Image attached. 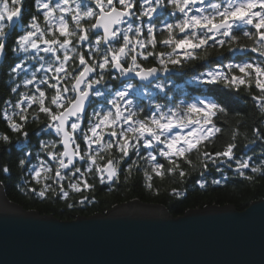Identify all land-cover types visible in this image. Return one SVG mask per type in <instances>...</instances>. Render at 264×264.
Segmentation results:
<instances>
[{"label":"snow or ice","instance_id":"6c2138e0","mask_svg":"<svg viewBox=\"0 0 264 264\" xmlns=\"http://www.w3.org/2000/svg\"><path fill=\"white\" fill-rule=\"evenodd\" d=\"M34 7L28 18L25 0H0V56L19 61L3 67L13 81L31 73L10 88L15 103L4 100L0 109V147L16 137L22 158L15 163L39 185L28 192L68 200L69 190H94L89 175L114 183L121 171L126 181L142 172L149 190L154 178L183 183L196 168L202 177L224 166L246 180L264 176V0H34ZM21 83L32 89L19 91ZM242 90L260 113L251 138L241 144L236 126L217 146ZM30 117L57 137L40 141L47 160L34 167L25 151L34 139ZM11 166L3 161L0 173Z\"/></svg>","mask_w":264,"mask_h":264},{"label":"water","instance_id":"95a60500","mask_svg":"<svg viewBox=\"0 0 264 264\" xmlns=\"http://www.w3.org/2000/svg\"><path fill=\"white\" fill-rule=\"evenodd\" d=\"M0 264H264V197L177 216L129 199L63 220L10 201L0 182Z\"/></svg>","mask_w":264,"mask_h":264},{"label":"trees","instance_id":"16d2710c","mask_svg":"<svg viewBox=\"0 0 264 264\" xmlns=\"http://www.w3.org/2000/svg\"><path fill=\"white\" fill-rule=\"evenodd\" d=\"M26 1L28 2L29 0ZM241 43L250 44L251 42L242 38ZM237 55L243 54L238 53ZM249 55L255 59L257 54L249 53ZM11 61V56L9 61L4 59L0 69V109L6 107L4 100L13 98V96L4 98L6 95H9V89L11 88L9 84H6V81H11L12 83L14 81L9 79L10 73L3 66ZM37 75L39 76L40 74L38 73ZM25 78L30 77H25L22 74V79ZM19 79L20 76L16 77L15 81ZM23 89L26 88L24 87ZM27 89H32V86H28ZM12 103H15V100ZM234 109V113L228 118V124L225 125V134L216 142L217 146L228 139L232 127L236 126L239 127L241 133L238 138L241 144L247 142L244 139L245 135L251 138V125L254 121L258 120L260 113L256 110L254 102L245 91H241L240 98L234 104ZM43 120L44 117L41 114V121ZM238 121H242L243 123L238 124ZM43 127L44 124L42 122H33L31 117L29 118L27 130L34 137L31 146L25 149L26 152L31 153L32 157L29 166L33 163L37 166L40 160H47V157L39 148L40 140H49V137L45 133L39 131ZM5 130L6 125L0 121V132ZM255 151L256 154H259L260 149L256 148ZM238 155H243V153H238ZM247 155L253 156L254 163H259V160L256 159L253 152L247 151ZM20 158H22L20 144L16 142V137L13 136L12 144L0 147V164L6 160L12 162L9 173H0V182L4 187L7 197L28 210H36L42 214H53L61 219H72L79 215L89 216L94 213H104L114 204L122 203L129 199H139L148 203L161 204L165 206L171 215L177 216L183 214L188 209L203 208L209 205L223 206L232 204L237 209L242 210L251 201L264 197V176H257L253 180H246L224 166L223 173L216 172L215 169L210 168L203 177L200 175L199 168L189 169L190 174L185 178L183 183L179 181L178 177L169 176L163 180L154 178L153 188L151 190L145 187L142 172L134 173L126 181L125 173L121 171L118 182H114L110 186L100 183L99 177L92 174L87 178L89 180L88 183L95 185L94 190H82L81 192H72L69 190L68 200L61 199L58 195H53L49 192L47 198L41 200L33 193L27 191L29 187L39 189V185H36L32 181L27 167L20 168L15 163ZM193 160L195 161V156H193ZM49 163L51 162L49 161ZM124 167H127V165H124ZM246 172L249 175H253L249 170H246ZM222 175L226 179L222 180L220 184L212 183L214 179L220 180ZM198 180H203L206 183L204 189L199 188V185L196 183ZM47 183H51V181L49 180ZM63 184L67 190L68 181L65 180ZM173 188L180 190L183 195L179 197L174 196L172 193ZM21 189H24V191H21ZM83 196H87L91 202L83 205L77 203ZM68 204H72L73 207L69 208Z\"/></svg>","mask_w":264,"mask_h":264},{"label":"flooded vegetation","instance_id":"af4514ba","mask_svg":"<svg viewBox=\"0 0 264 264\" xmlns=\"http://www.w3.org/2000/svg\"><path fill=\"white\" fill-rule=\"evenodd\" d=\"M25 8L28 9V11H27V13H26V16H27L28 18H30V15H31L32 13L35 12L34 0H29L28 2L25 0ZM85 47H86V46H85ZM42 55H43V54H42ZM10 56H11V60H12V61L19 62V61L16 59V57H15V56H12L10 53H9L8 61H9V59H10ZM4 59H5V57H4L3 60L0 62V69H1V66H2V64H3ZM20 59H23V54H21ZM31 67H32V62H30V61H26V62H25V68H31ZM30 75H31V73L29 72V73H28V77H30ZM22 80H23V79H22V74H21V75H20V79L17 80V81H14L13 84L15 85L16 83H20ZM173 80H174V82H175L176 84H178L179 86H183V87H184V83H183L182 80H176V77H175V76L173 77ZM9 83H11V82H7V81H6V84H9ZM23 88H24V86H23V84L21 83V84H20L19 91H21V92L29 91L28 89H23ZM21 89H22V90H21ZM8 96H13V98H11L13 101L16 100V99L18 98V97H17V94H15V93H10V89H9V95H6L4 98H7ZM89 111H91V109H90ZM47 136L49 137V140H51V139H57V137H55V134H54V133L49 134V135H47ZM40 141H41V140H40ZM40 141H39V148H40ZM45 141H47V140H45ZM57 147H58V150H62L61 147H60L59 145H58ZM76 163H77V166H78V167H81V168H82V171H83V167H82V165L84 164V162H83V161H82V162L77 161ZM77 175H78V174H77ZM104 184L110 186L111 184H113V182H107V183H104Z\"/></svg>","mask_w":264,"mask_h":264},{"label":"rangeland","instance_id":"374dc122","mask_svg":"<svg viewBox=\"0 0 264 264\" xmlns=\"http://www.w3.org/2000/svg\"><path fill=\"white\" fill-rule=\"evenodd\" d=\"M239 54H243V53H239ZM9 82H11V81H9ZM9 85L11 86V87H13V86H15L12 82L11 83H9ZM7 100H9L8 98H7ZM10 100H11V102H13V100L10 98ZM87 180H88V178H87ZM89 181V180H88ZM4 188V187H3ZM4 190V189H3ZM4 193H5V191H4ZM5 195H6V193H5ZM6 197H7V195H6ZM8 198V197H7ZM9 199V198H8ZM10 200V199H9ZM10 201H12V200H10ZM13 202H15V201H13ZM125 202H127V201H125ZM15 203H17V202H15ZM19 204V203H18ZM20 205V204H19ZM21 207H23L22 205H20ZM24 208V207H23ZM24 209H26V208H24ZM28 210V209H27ZM39 213V212H38ZM105 213V212H104ZM103 213V214H104ZM40 214H42V213H40ZM51 215H53V214H51ZM53 216H55V215H53ZM55 217H57V216H55ZM57 218H59V217H57ZM59 219H61V218H59ZM73 219V218H72ZM63 220H65V219H63ZM67 220H69V219H67Z\"/></svg>","mask_w":264,"mask_h":264},{"label":"bare ground","instance_id":"6f19581e","mask_svg":"<svg viewBox=\"0 0 264 264\" xmlns=\"http://www.w3.org/2000/svg\"><path fill=\"white\" fill-rule=\"evenodd\" d=\"M133 158H135V157H133ZM129 161H131V160H129ZM3 186V185H2ZM4 189V188H3ZM86 216V215H85Z\"/></svg>","mask_w":264,"mask_h":264}]
</instances>
